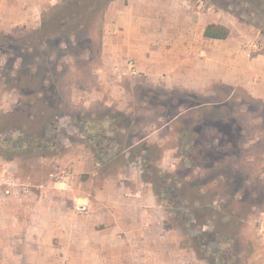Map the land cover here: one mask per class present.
I'll list each match as a JSON object with an SVG mask.
<instances>
[{"label": "rangeland", "instance_id": "1", "mask_svg": "<svg viewBox=\"0 0 264 264\" xmlns=\"http://www.w3.org/2000/svg\"><path fill=\"white\" fill-rule=\"evenodd\" d=\"M42 1L33 25L0 27V119L17 108L28 115H56L49 140L57 147L18 155L20 179L35 195V186L53 173L79 166L73 186L78 195L83 188L88 192L90 215L77 217L69 205L62 206L67 213L63 221L90 229L89 240L79 234V243L115 244L132 258L140 251L134 246L138 242L164 244L169 264H247V243L258 225L253 221L264 214V101L239 85L221 82L214 93L213 85L202 91L171 89L161 77L154 83L142 74L116 81L107 72L112 66L98 72L105 64L101 50L107 7L92 16L93 25H83L81 35L65 37V26L53 38V7L63 0ZM183 1L197 17L227 18L235 47L242 50L251 39L258 51L250 48V55L264 53V0ZM88 2L74 11L80 16ZM222 3L226 10L218 6ZM17 85L38 91L37 100L23 96L14 89ZM79 115L84 130L72 123ZM114 115L120 121L116 126ZM150 171L160 206L156 215L162 214L164 221L161 225L155 215L148 217L147 228L137 215L132 220L136 207L124 192L135 187L134 180L148 179ZM121 198L129 213L117 222L103 221L107 206ZM66 226L53 222V238L47 233L53 239L48 254L53 264L69 259L63 246L68 240L55 230L65 232ZM92 254L91 259H102Z\"/></svg>", "mask_w": 264, "mask_h": 264}, {"label": "crops", "instance_id": "2", "mask_svg": "<svg viewBox=\"0 0 264 264\" xmlns=\"http://www.w3.org/2000/svg\"><path fill=\"white\" fill-rule=\"evenodd\" d=\"M56 1L53 0V4ZM42 2L0 0V27L33 25V15L41 9ZM229 23L227 18L218 20L210 15L197 17L188 10L183 0H113L104 13L101 51L105 64L98 72L104 74L105 68L112 66L107 72L117 81L116 71L123 70L121 67L126 65V60H131L139 74L154 83L161 77L167 88L202 91L221 82L239 85L251 97L264 101V53L254 52L250 55L251 46L241 44V49L242 46L245 48L242 50L240 46L235 47ZM208 24L226 27L228 37L225 40L203 38L204 28ZM246 42L257 46L251 39ZM56 164L54 167L59 168L58 162ZM22 168L18 158L10 161L0 159L1 171L20 184L9 196L4 195V187L0 186V264H53V257L48 255L53 250V239L47 238L48 231L53 238V222L67 225L65 232L60 227L55 229L58 234L64 233L68 240L63 244L69 251L66 264L170 263L164 253V244L138 242L134 246L140 251L136 254L137 258H132L130 256L133 254L127 256L115 244L79 243V234L89 240L90 229L83 227L78 230L63 221L67 213L62 206L69 205L72 215L83 217L73 212V205L87 203L88 192L83 188L81 195H78L74 182L69 190H64L51 177L56 174L53 173L46 183L35 186L38 194L34 195L31 187L20 179L19 171ZM65 169L71 170L76 179L79 166ZM134 183L135 187L129 185L131 189L124 192L126 197L133 198V208L136 207V211L130 212L132 220L137 215L144 219L148 228V219L155 215L163 225L164 216L156 215L160 212V206L156 204L150 184L141 179L134 180ZM23 187H27L29 193L22 194ZM122 199L124 204L127 203L125 198H121L111 207L107 206L101 215L103 221L110 223L113 218V222H117L125 213H129V210L125 212L123 209ZM253 222L258 225L247 243V264H264V214ZM43 250L47 254L42 255ZM92 253L100 255L102 259H91Z\"/></svg>", "mask_w": 264, "mask_h": 264}, {"label": "trees", "instance_id": "3", "mask_svg": "<svg viewBox=\"0 0 264 264\" xmlns=\"http://www.w3.org/2000/svg\"><path fill=\"white\" fill-rule=\"evenodd\" d=\"M112 1L113 0H89L85 12L81 13V15L79 16V14L76 13V11H78L77 7H79L80 4H83L84 0H63L62 5L53 7V38L65 26H69V28L63 33L65 37L70 38L72 36L81 35V33L84 31L83 25H93L92 16L96 14L100 9H105L107 5ZM230 1L233 2L236 0ZM240 1L243 4H247V2H250V0H237V2ZM255 1L258 2L257 4H261V2H263V0ZM218 6L223 10H226L227 7L225 3L219 4ZM73 7H75L76 11H74ZM71 22L73 23V25L71 24ZM228 35L229 30L226 27L218 24H208L205 26L203 31V38L210 40H225ZM16 81H20V79L16 78ZM14 89L23 91V96L29 95L30 98L32 97V100H37V97L35 96L38 95V91L34 89L32 91H29L26 88L20 87L18 85L14 86ZM212 89V92H217L216 85ZM27 104L29 105L30 101H27ZM56 111L57 107L54 109V112ZM109 114L113 115V113ZM55 117L56 115L54 113H48V115H43L42 113H34L32 115H28L25 114L23 108H17L16 110L2 117L0 119V159L10 161L14 158H17L18 155L22 153L34 152L38 149L44 150V148H46L47 146L56 148L57 144L49 140L51 121ZM119 122L120 121L115 115L113 116V119L111 118V123L113 124V126L118 125ZM72 123H74V125H77V127H79L81 130H84L83 126L85 124V121L84 119H82L81 115L72 119ZM102 131L103 130L101 128V132ZM90 138V136L86 137V139ZM98 141H103V137H99ZM225 145L229 146L228 144ZM144 148L145 150H148V148ZM146 174L148 179L143 181L152 186L153 183L150 181V178L152 177L153 173L152 171H150L146 172ZM160 178L159 182L161 183V185H164L166 176L164 175Z\"/></svg>", "mask_w": 264, "mask_h": 264}, {"label": "built area", "instance_id": "4", "mask_svg": "<svg viewBox=\"0 0 264 264\" xmlns=\"http://www.w3.org/2000/svg\"><path fill=\"white\" fill-rule=\"evenodd\" d=\"M248 46L249 47L251 46L252 48L257 49V46L251 43H246L245 47H248ZM116 72H117L118 79L124 78V77H131V78L139 77V72L137 71L134 62L131 60L127 62L125 69L116 71ZM51 177L55 179L57 182H59L62 185L64 190H69V188L71 187L72 183L75 180L73 172L69 169L61 170ZM0 186L4 187L3 189L4 195L9 196L13 193V190L15 188H18L20 186V184L12 177L6 176L4 172H2L0 169ZM21 193L22 194L29 193L28 188L23 187V190ZM73 212L78 216L84 217V216L90 215L91 208L88 203H75L73 205Z\"/></svg>", "mask_w": 264, "mask_h": 264}]
</instances>
